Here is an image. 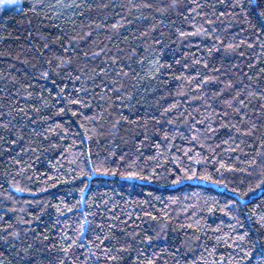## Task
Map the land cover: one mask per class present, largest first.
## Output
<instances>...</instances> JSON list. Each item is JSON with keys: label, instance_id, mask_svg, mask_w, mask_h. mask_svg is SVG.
<instances>
[{"label": "trees", "instance_id": "1", "mask_svg": "<svg viewBox=\"0 0 264 264\" xmlns=\"http://www.w3.org/2000/svg\"><path fill=\"white\" fill-rule=\"evenodd\" d=\"M242 2L22 0L0 13V264L56 255L49 241L75 237L86 214L101 240L114 226L131 246L126 264L242 260L238 237L264 231V36ZM105 157L115 175H81ZM133 162L156 178L126 180Z\"/></svg>", "mask_w": 264, "mask_h": 264}, {"label": "snow or ice", "instance_id": "2", "mask_svg": "<svg viewBox=\"0 0 264 264\" xmlns=\"http://www.w3.org/2000/svg\"><path fill=\"white\" fill-rule=\"evenodd\" d=\"M19 2H22V0H0V13L8 11L9 6L16 5ZM236 6L241 8L244 12V15L249 18L247 20L249 27L254 31L259 30V34L261 36H264V0H243L242 3H238ZM149 7L151 6L149 5ZM8 19H11V17L9 16ZM181 35L184 34L181 33ZM45 47H47V45H45ZM49 63H51V61H49ZM101 71H103V69H101ZM44 75L47 76V73L45 72ZM76 103H82V101H76ZM240 103H243V101H240ZM125 119L127 118L125 117ZM15 142V140L11 141V143ZM88 155H92L90 151ZM121 159H123V157H121ZM107 163V157L99 161V167L96 166L97 162L94 161L88 166V171L82 172L81 175L86 177H91L93 175H97L98 177L115 175V170L105 166ZM177 163H179V161H177ZM127 167L130 170L120 174L128 181L156 178L155 175L145 176L142 175V172L139 170H131L135 167H138L135 162L128 164ZM152 172L155 173V169H152ZM184 172L186 174L185 178L188 179L195 178L197 175L196 173L187 175V173L189 172V169L187 168L184 169ZM176 182H179V180H177ZM262 186H264V178H262L259 184H257V187ZM85 188H87V185H85ZM24 190L25 189H18V191ZM83 191L84 189H81V192ZM234 191H236V193L238 194L237 198L243 200V198L247 196L249 192L252 191V189H249L248 192H241V189L237 188ZM145 203L147 202L145 201ZM231 203L235 205L236 201H231ZM245 206L247 205L245 204ZM257 207H259V205ZM57 210L60 211L59 207H57ZM67 210L71 211V209ZM257 218L260 222L261 228L264 229V215H258ZM11 227L12 225H9V228ZM98 227L100 229H103L105 225L100 224ZM112 227L114 226L109 227L108 235H104L103 232L101 233V235L104 236L103 240H101L100 235H95L97 228L93 226L92 221L89 220L88 215L86 214L83 217V222L79 224V228L76 231L75 237H69L66 234H62V243L58 249L56 245L51 244V242L49 241V248L52 251H55L56 255H52L51 252H49L48 256H37L35 264H77L78 261H81V257H83L81 264H90V261H92L93 259L95 260V264H100L101 256L104 258L105 264H126L125 254H128L130 252L131 246L126 242L120 243L119 237L111 235ZM241 227H243V225H241ZM5 231H7V229ZM87 234L93 235L94 241L99 242L97 251L100 253V255H93L94 241L87 240ZM11 235L19 237L20 232L15 231L12 232ZM80 238H83L86 241V244L79 243ZM4 239H8V236H5ZM44 239H48V237H44ZM143 239L146 241H152L153 236L145 234ZM238 239L241 241H246L247 246L241 249L243 257L241 261L237 262V264H264V231L257 230V234L255 235V237L246 232L243 236H239ZM117 244H119V247H117ZM86 246L88 248V253L85 254L84 252H81L80 256H77L76 253L72 250L73 248H75L79 251ZM32 247L33 245H29L28 247L23 248V252L26 256L34 254L29 252V249H31ZM237 247H239V245H237ZM49 248H45L43 249V251H49ZM138 260L139 256H137V261ZM29 264H31V262H29ZM148 264H153V262L148 261Z\"/></svg>", "mask_w": 264, "mask_h": 264}, {"label": "rangeland", "instance_id": "3", "mask_svg": "<svg viewBox=\"0 0 264 264\" xmlns=\"http://www.w3.org/2000/svg\"><path fill=\"white\" fill-rule=\"evenodd\" d=\"M20 3V2H19ZM19 3H17L16 5H13V6H17Z\"/></svg>", "mask_w": 264, "mask_h": 264}]
</instances>
